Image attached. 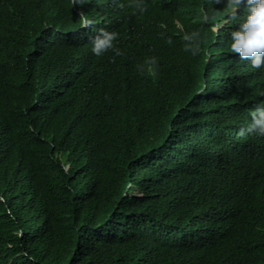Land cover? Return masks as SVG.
<instances>
[{
	"label": "trees",
	"instance_id": "trees-1",
	"mask_svg": "<svg viewBox=\"0 0 264 264\" xmlns=\"http://www.w3.org/2000/svg\"><path fill=\"white\" fill-rule=\"evenodd\" d=\"M50 1L0 0V264H264V136L238 135L261 103L230 104L264 73L224 38L246 13L193 55L145 0L96 56L92 4Z\"/></svg>",
	"mask_w": 264,
	"mask_h": 264
},
{
	"label": "clouds",
	"instance_id": "clouds-1",
	"mask_svg": "<svg viewBox=\"0 0 264 264\" xmlns=\"http://www.w3.org/2000/svg\"><path fill=\"white\" fill-rule=\"evenodd\" d=\"M171 6V18L175 19L179 27V34L183 36L186 41L185 51L191 50L193 55L199 52L198 46L193 47L191 42L198 36L199 32L208 30L214 26L215 22L222 19L232 17L236 18L238 11L247 5L246 15L240 18L239 27L230 34L224 36L227 39L230 36V46L226 52H233L228 61L234 57L240 60H247L251 63L252 68L258 69L259 72L264 73V0H160ZM100 2H104V7ZM145 0H72L73 5H83L84 3H91L92 6H83L87 11H93L92 17H86L85 14H80L79 23L83 30H75L72 40L76 39L80 49L87 50L96 56H102L108 50H113L116 55H121L118 49V42L120 39V30L122 27H128L133 20L138 10L143 13L146 11L144 6ZM46 3V2H45ZM43 4V3H42ZM42 4L40 9L42 10ZM47 8L56 10V7L51 0L46 3ZM80 9L78 10L79 14ZM58 18L61 13H56ZM176 16V17H173ZM98 16V19H96ZM189 16V19H185ZM182 17V21L178 19ZM89 26H92L89 28ZM88 27V28H87ZM79 36L83 38L82 41L78 40ZM171 43L169 39L167 41ZM154 63V59L150 61ZM237 64H234L236 66ZM262 68V69H260ZM244 73V68H240ZM227 73V67H226ZM246 73V72H245ZM253 73V70L250 71ZM245 75V74H244ZM260 76H264L259 74ZM230 80H238L234 76L229 75ZM261 87L262 89H260ZM237 89H240L236 91ZM234 91L232 97L234 99L230 102L233 105L239 95L240 102L247 104L248 99L250 103L255 102L259 98L261 105L251 111V122L246 128H242L238 135L244 136L246 134L258 133L264 136V99H262L261 92L264 91V85H259L255 88L252 83L244 84L242 87L238 83V87ZM252 89V94L249 97L246 94ZM259 94V95H258ZM257 95L255 98H253ZM247 107H243V112L248 111ZM242 112V113H243ZM222 120H225L222 118ZM227 125L229 122L227 121ZM230 130H228L229 132Z\"/></svg>",
	"mask_w": 264,
	"mask_h": 264
},
{
	"label": "bare ground",
	"instance_id": "bare-ground-1",
	"mask_svg": "<svg viewBox=\"0 0 264 264\" xmlns=\"http://www.w3.org/2000/svg\"><path fill=\"white\" fill-rule=\"evenodd\" d=\"M70 2H72V0H69ZM246 9H247V5L245 6V7H243V9H241L240 11H238V13L236 14V15H242V13L244 12V13H246ZM241 11H243V12H241ZM81 14V13H80ZM79 14V15H80ZM214 23H215V25L214 26H212L211 27V29L212 30H214L215 31V34L217 35V34H219L220 32H221V30L222 29H225V28H230V27H233V26H235V25H233L234 24V20L233 19H231V17L230 18H227V19H222V20H220L219 22H215V21H213ZM81 27V25H80V23H79V26L77 27V29H79ZM142 27V26H141ZM144 41V40H143ZM147 42V41H146ZM160 46H162V45H160ZM142 47V46H141ZM157 56H159L161 59H163V60H165L166 61V59L165 58H162L160 55V53H157L156 54ZM260 69H262V68H260ZM251 70H253V71H256V70H258V69H254V68H252ZM250 72V71H249ZM262 75H264V74H262ZM264 77V76H263ZM262 77V78H263ZM254 79H257V81H255ZM264 79V78H263ZM261 82H262V79H261V76L260 75H257V74H255L254 73V75H253V80L251 81V83H253L254 85L255 84H261ZM264 82V81H263ZM261 93H264V91H262Z\"/></svg>",
	"mask_w": 264,
	"mask_h": 264
},
{
	"label": "rangeland",
	"instance_id": "rangeland-1",
	"mask_svg": "<svg viewBox=\"0 0 264 264\" xmlns=\"http://www.w3.org/2000/svg\"><path fill=\"white\" fill-rule=\"evenodd\" d=\"M132 190L130 189V191L128 193H130Z\"/></svg>",
	"mask_w": 264,
	"mask_h": 264
}]
</instances>
